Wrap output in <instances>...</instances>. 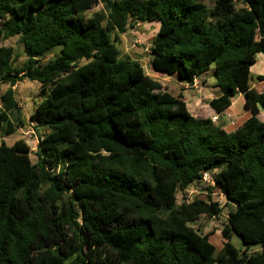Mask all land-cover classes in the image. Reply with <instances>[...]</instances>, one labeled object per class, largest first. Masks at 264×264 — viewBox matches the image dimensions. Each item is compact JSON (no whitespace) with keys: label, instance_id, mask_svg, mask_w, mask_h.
I'll return each mask as SVG.
<instances>
[{"label":"trees","instance_id":"trees-1","mask_svg":"<svg viewBox=\"0 0 264 264\" xmlns=\"http://www.w3.org/2000/svg\"><path fill=\"white\" fill-rule=\"evenodd\" d=\"M152 22V70L191 84L213 68L214 112L245 96L250 117L238 129L195 118L180 95L121 56L120 36ZM13 37L20 54L2 45ZM256 53L264 54V0L210 8L202 0H0V264H264ZM23 80L43 92L29 117L46 131L34 163L23 141L3 140L24 126L13 90ZM204 171L213 187L202 184ZM190 185L205 197L179 200ZM214 189L234 205L219 251L211 232L191 226L221 215ZM234 235L262 250H238Z\"/></svg>","mask_w":264,"mask_h":264},{"label":"rangeland","instance_id":"rangeland-1","mask_svg":"<svg viewBox=\"0 0 264 264\" xmlns=\"http://www.w3.org/2000/svg\"><path fill=\"white\" fill-rule=\"evenodd\" d=\"M202 1L205 5H207V7L210 8L212 6L213 0H202ZM94 9L96 10L102 9L101 3H99ZM94 9L92 11H94ZM158 27H159L158 22L143 23L137 25L132 30H128L125 34H122L120 36V42L118 45L120 54L121 56H128L131 59L139 61V63L141 64L144 70V73L149 77H151L153 80L157 81L161 85L163 91H167L174 96L177 95L182 96L184 92L194 90V88H196V86L198 85L197 81H196V85L192 87L188 86V88H185V86L182 83L178 82L177 78L173 76H167L164 74L156 73L152 70L150 66V62H149L150 47L152 43V38L155 36ZM2 45L5 47H10V46L13 47L15 51L19 54L22 49L21 46H19L17 43V37H13L4 41ZM55 54L56 53H53L47 56L45 59L42 60V63H45L47 60L54 58ZM23 61H24V57L21 56L15 62V65L20 66ZM203 77L206 78V81L204 83L205 85L203 87L205 89L201 92L199 97L201 98L204 97L205 99H202L200 106L203 107L204 110H209L210 107H208V100L212 95H214L211 92L214 91L215 89L219 92V90L214 86L215 80L213 77V68H211L209 71L204 73ZM6 89H7L6 85H1L0 95ZM13 90H14L15 98L21 107L20 113L24 126L17 129L13 134L4 137L3 140L8 146H11L14 142L19 140L23 141L25 145L28 147L30 159L34 163L37 160L35 154L37 150V141L40 139V137L46 134V131L44 129H37L35 124L33 126L32 125L33 122L29 120V117L34 112L36 105H38V103L42 99L43 92L41 91L40 84L28 80L18 82L13 87ZM197 95L198 94H196V96ZM188 105H189L188 109H190L189 110L190 112L192 111V106H194V104L192 101H188ZM190 113L193 115V112ZM26 129H32L36 136L28 139V137L22 135V131H25ZM194 190L195 189H192V187H189L188 189L187 194H189L191 198H194L195 196L205 197V193L201 192L197 195ZM211 197L213 201L218 202L222 206L223 210L221 215L217 218H207L205 216H201L196 222L191 224V226L202 234L211 232L212 235L210 236L209 240L215 246L216 251H219L224 243V239L222 238L220 231L226 221L228 212L234 210V205L232 203H227L224 196L220 194L218 189L213 190ZM178 199H180V194L178 195ZM231 243L235 248H237L240 251H244L248 255L255 254L262 250L261 244H252L249 246H245L242 243L241 239L235 235L232 237Z\"/></svg>","mask_w":264,"mask_h":264},{"label":"crops","instance_id":"crops-1","mask_svg":"<svg viewBox=\"0 0 264 264\" xmlns=\"http://www.w3.org/2000/svg\"><path fill=\"white\" fill-rule=\"evenodd\" d=\"M250 73L253 77V81L251 82V87L257 91H264V54L262 53H256L255 54V62L250 67ZM258 77H263L262 80H259ZM25 81V80H23ZM196 81L198 85L194 90L186 91L181 96L183 101L186 103L187 108H189L188 101H192L194 106H192L193 115L195 118L200 119H206L209 118L212 120V117H216V121L223 125L224 130L227 132H233L236 129H238L249 117L250 112L245 107V96L242 93H237L231 100L230 106L225 109L221 114H217L214 112L211 108L209 110H204L203 107H201V101L202 99H205L204 97H199L201 92L205 89L204 83L206 81V78L203 77V75L196 78ZM179 83H182L178 80ZM185 88H188V86L192 87L191 84L188 83H182ZM199 86V87H198ZM216 91V92H215ZM212 95L210 99L208 100V107L209 102L216 96L219 95V92L215 89L211 92ZM196 94H198L196 96ZM19 108L20 107V104ZM195 113H194V110ZM190 110V109H188ZM207 115V116H205ZM257 118L259 121L264 123V111H262L259 108V112L257 114ZM4 139V138H3Z\"/></svg>","mask_w":264,"mask_h":264},{"label":"built area","instance_id":"built-area-1","mask_svg":"<svg viewBox=\"0 0 264 264\" xmlns=\"http://www.w3.org/2000/svg\"><path fill=\"white\" fill-rule=\"evenodd\" d=\"M192 86L196 85V79L193 80V82L191 83ZM212 120L215 121L216 120V117H212ZM34 126V123L32 124ZM22 135L28 137V139H30L31 137H35L36 135L34 134V131L32 129H26L25 131H22ZM38 143V141H37ZM201 181H202V184L206 187H213L214 186V182L212 180V175H211V172L209 171H204L202 172L201 174ZM189 187H192V189H195L194 191L196 192V194L198 195L200 192L198 191V189L194 186V185H190ZM188 188H186V190L184 191V193L180 196V199L182 202L184 203H189L191 202L194 198H191L189 196V194H187L188 192ZM186 193V195H185Z\"/></svg>","mask_w":264,"mask_h":264},{"label":"water","instance_id":"water-1","mask_svg":"<svg viewBox=\"0 0 264 264\" xmlns=\"http://www.w3.org/2000/svg\"><path fill=\"white\" fill-rule=\"evenodd\" d=\"M253 81V77H250V82H252Z\"/></svg>","mask_w":264,"mask_h":264}]
</instances>
